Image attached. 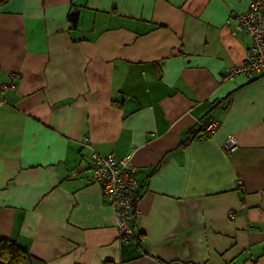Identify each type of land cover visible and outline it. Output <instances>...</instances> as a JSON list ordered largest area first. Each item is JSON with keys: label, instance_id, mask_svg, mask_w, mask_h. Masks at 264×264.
Masks as SVG:
<instances>
[{"label": "crops", "instance_id": "1", "mask_svg": "<svg viewBox=\"0 0 264 264\" xmlns=\"http://www.w3.org/2000/svg\"><path fill=\"white\" fill-rule=\"evenodd\" d=\"M250 1L0 7V240L46 264H264V71L224 80ZM94 153L131 157L140 247L89 181Z\"/></svg>", "mask_w": 264, "mask_h": 264}, {"label": "built area", "instance_id": "2", "mask_svg": "<svg viewBox=\"0 0 264 264\" xmlns=\"http://www.w3.org/2000/svg\"><path fill=\"white\" fill-rule=\"evenodd\" d=\"M234 34H245L250 42L244 62L228 69L224 80H233L237 76L254 78L264 71V0H252L247 9L235 16ZM8 86L0 85V99ZM198 128L205 136H210L217 128L216 122H200ZM86 144L89 138H84ZM236 148L232 137L223 144L224 152L232 153ZM130 156L121 160L115 157L91 155L89 166V180L98 185L102 196L112 208L116 220L119 238L127 243L135 244V229L131 225L132 218L138 215L137 207L133 206L136 182L132 177L134 168L130 164ZM74 175V174H73Z\"/></svg>", "mask_w": 264, "mask_h": 264}, {"label": "trees", "instance_id": "3", "mask_svg": "<svg viewBox=\"0 0 264 264\" xmlns=\"http://www.w3.org/2000/svg\"><path fill=\"white\" fill-rule=\"evenodd\" d=\"M10 1H12V0H0V7L5 6ZM66 19H67V22L70 26V29L72 31L76 30L78 27V24H79V13H78V11H76L74 8L70 9ZM196 131H197V133L194 135L192 134V136L189 137L186 140V142H184L182 144L183 146H186L190 140H192L196 137H202V136L204 137L205 136L203 130H200L198 128V129H196ZM141 190H142V188H139V189L136 188L135 189L134 197L132 200L134 207H136L138 205V202L140 201V198L142 196ZM134 238L136 239V242L133 245L135 247H140L142 235L138 232H135ZM0 264H46V262L44 260H41L40 258H38L36 256H33L27 250H25L21 246L17 245L12 240L1 239L0 240Z\"/></svg>", "mask_w": 264, "mask_h": 264}, {"label": "bare ground", "instance_id": "4", "mask_svg": "<svg viewBox=\"0 0 264 264\" xmlns=\"http://www.w3.org/2000/svg\"><path fill=\"white\" fill-rule=\"evenodd\" d=\"M134 173V172H133ZM133 173H132V177H133ZM135 180V179H134ZM136 182V181H135Z\"/></svg>", "mask_w": 264, "mask_h": 264}]
</instances>
